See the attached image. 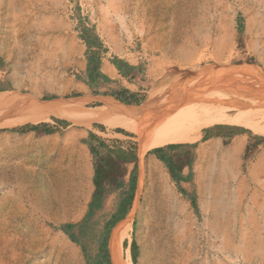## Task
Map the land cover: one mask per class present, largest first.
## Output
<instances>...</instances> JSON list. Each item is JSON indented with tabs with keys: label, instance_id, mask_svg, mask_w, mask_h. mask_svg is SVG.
<instances>
[{
	"label": "rangeland",
	"instance_id": "rangeland-1",
	"mask_svg": "<svg viewBox=\"0 0 264 264\" xmlns=\"http://www.w3.org/2000/svg\"><path fill=\"white\" fill-rule=\"evenodd\" d=\"M85 29L89 37L100 39L102 47L97 41L91 52L100 59L103 74L108 76L103 65H113L115 58L139 67L140 73L128 80L116 71L108 76L110 84L91 88L87 84L91 53L82 38ZM16 50L25 55L8 61L0 57V122H4L0 126V264H101L98 250L107 235L104 222L126 193L106 194L102 202L111 201L85 221L96 162L87 144L102 156L109 153L101 141L137 155L131 210L142 144L136 133L55 112L39 115L38 123L6 124L14 115L11 106L24 102L42 108L54 103L73 109L72 104L82 102L86 109L131 112L149 100L160 104L174 96L172 101L184 100L187 105L213 97L221 107H230L226 105L231 102L235 110L243 105L248 114L261 115L256 122L264 127V0H0V54ZM17 67L21 73L14 71ZM13 83L22 88L3 91ZM123 89L144 97V102L126 106L108 95L122 96ZM233 109L225 116L235 115ZM54 116L69 125L56 124ZM209 118H203L207 124L198 141L184 144L196 147L175 154L179 165H192L184 170L192 172L187 192L196 199V209L180 193L154 149L145 152L144 182L131 220L132 227L135 220L136 264H264V166L258 165L264 144L256 148L264 136ZM42 123L57 127V132L17 131ZM231 131L236 135L230 139L214 136ZM71 134L76 135L75 144L85 153L92 173L86 199L90 195L80 212L62 209L58 198L72 189L78 165L75 154L80 151L71 154L66 183L67 172L58 161L60 150L54 147ZM19 149L35 150L39 163L15 157ZM150 162L160 169L166 184L151 178ZM128 168L134 170L135 164ZM124 172L127 169L120 167L113 177ZM67 224H81L75 229L81 245L61 230ZM124 253L128 254L126 248Z\"/></svg>",
	"mask_w": 264,
	"mask_h": 264
},
{
	"label": "bare ground",
	"instance_id": "bare-ground-1",
	"mask_svg": "<svg viewBox=\"0 0 264 264\" xmlns=\"http://www.w3.org/2000/svg\"><path fill=\"white\" fill-rule=\"evenodd\" d=\"M102 69L107 75L111 77L114 75V71L109 64L105 63ZM208 92L210 91L208 90ZM173 98L174 96L170 99L171 101L162 100L160 104H158L160 101L158 103L152 100L146 101V103L142 107H140L138 111L133 110L137 113L130 112L123 108L118 110L103 107L95 109H86L85 104L82 102H75L74 104H72L71 106L73 109H70L69 107L65 108V106H60L54 103L42 108L30 107L24 102H22V104L24 103L23 105L21 104L10 107L13 110L15 116L12 115L13 117H10L5 122L6 124L16 122L38 123L39 115H44L48 112H55L71 120L86 119L92 121L93 123H102L110 129L120 128L127 132L136 133L138 135V140L142 144L139 143L138 150L140 162L136 203L133 209L131 210L128 218L124 222L118 224L112 232V236L110 238V253L113 264H115V262L111 247L112 240L117 233V229H119L126 222L127 223L123 226L120 232V236L118 238V263L133 264L130 255V250H127V255H125L124 253L123 243L127 239L131 238V220L135 215V210L139 202L140 192L142 190L144 182L143 161L145 158V152L174 144H192L197 142L199 139L200 131L207 124L203 122V118L209 116V119H213L214 117L215 120H223V122L226 121L227 124L237 125L245 129L251 130L257 135L264 136V127L256 122L257 116L261 115L248 114L247 111H243V108L245 107L243 105V108H241L240 105L238 107L240 109L235 110V105L233 103L231 104L230 102V104L226 105L230 107L224 108V102L222 103L223 105L221 107V101L213 97L197 99L193 103L183 105L184 100L181 102L174 100L172 101ZM231 107L234 108L233 110L236 111V114L234 113L235 115L225 116L226 111L229 110ZM251 111L253 110H250V112ZM261 111L264 112V107ZM262 116H264V114H262ZM3 125L4 122L3 124L2 122H0V126ZM216 144L213 143L212 146L214 147L216 146ZM34 152L35 150L19 149L14 152L13 155H15V157L17 155H22L24 156L25 161L34 165L36 162H38ZM218 152H220L219 149ZM75 158L78 161V165L75 169L72 181L70 182L72 183V189L71 191H64V193L58 198L59 205L62 209L66 211L69 210L74 212H80L90 187V174L84 169L80 152H78V154H75ZM147 167L151 172V178H153V180L156 177L161 182L165 183L162 172L156 164L150 162ZM22 173L23 175L33 174V172L27 171H22Z\"/></svg>",
	"mask_w": 264,
	"mask_h": 264
},
{
	"label": "trees",
	"instance_id": "trees-1",
	"mask_svg": "<svg viewBox=\"0 0 264 264\" xmlns=\"http://www.w3.org/2000/svg\"><path fill=\"white\" fill-rule=\"evenodd\" d=\"M88 35H89V30L85 29L84 35L82 36V38L85 41V43L87 44V46L89 47L90 53H91V56H89V58H88L87 70L89 73L88 74L89 82H87V84L91 88L99 87L101 84H110L111 79L101 72V69H100L101 61H100V59L96 58V54L91 52V49L94 47V44L97 41L100 42V39L97 37L96 38L89 37ZM98 47H102L101 42H100ZM112 64L119 71V74L123 78L128 79V80H131L134 76H136L137 74L140 73L139 67L133 66V65L129 64L128 62L121 60L119 58H115L112 61ZM120 93L122 96H119L116 93L108 94V95L115 98L119 102H121L125 105H128V106H133V105L139 106L145 100L144 97H141L139 99L138 95L136 93H132L127 89L121 90ZM93 94L96 96L99 95L96 92H94ZM99 99H102V100H105L111 104L117 105L116 103H114L112 100H110L108 98L100 97ZM47 100H50V99H47ZM135 110L138 111L139 108H137ZM131 111L133 113H137L133 110H131ZM51 119L56 124H61V125H65V126L69 125V123L67 121H62V120L57 119L55 117H52ZM218 127H224V126H218ZM17 131L20 133L36 132V133H43V134L49 135V134L56 133L57 129L53 125H51L50 123H42L39 125H28V126L22 128L20 130H17ZM242 132L243 133H250V131H247L244 129L242 130ZM209 134H211V133L209 132ZM235 135H236V133L234 131H231L230 133L229 132L228 133H216L214 136L230 139V138H233V136H235ZM90 137L93 139L99 140V138L97 136H95L93 133H90ZM206 140H208V137H205V141ZM263 144H264V139H262L260 142L257 143L256 148L260 147ZM87 145L90 148L91 154L96 159V162L94 165L95 175L93 178V183L96 187V191L94 193L93 199L97 200L98 203L103 200V198L106 196V194H111L112 192H117V191H115V189H118L119 187L124 186V182L121 180V178H123L127 175L126 172L122 173L119 177H113V174L115 172H118L120 167H122L120 161L135 164V168H134L132 176H131V183H130L129 190L125 191V193H126L125 195L127 197L122 203V210L127 213L129 211V209L132 207L134 199H135V191H136V187H137V171H138V166H137L138 157H137V155L130 153L129 157H127V156H125L126 152L122 148L121 149H115V148L113 149V148H111V146H108L107 144H105L104 142L101 141L100 146L102 148H104L106 150V152L109 153L108 156H102V154L99 152V150L97 148H95L93 145H90V144H87ZM187 146L195 148L196 144H194V145H169V146H166L163 148L154 149L153 154L157 157L158 160H160L167 167L169 174H170L173 182L176 184L177 188L179 189L180 193L183 194L185 197H187L196 209L197 208L196 199L194 197H192V198L189 197L188 192L181 185L182 182L188 181V179L183 175L184 169L186 167H188L189 169H192V165L190 162L188 164L179 165L177 163V158H176L175 154H172V151H177V150L183 149ZM249 152H250V148L247 149L245 160H248ZM190 175H192V174H190ZM107 186H110V188L107 189ZM113 187H114V189H112ZM98 208H99L98 204L96 206H94V205L92 206V204L89 205V213L87 214L85 221H87L91 217L94 209H98ZM79 225H81V224H67L65 226H62L61 230L64 233H66L74 243L81 245L78 238H77V234L75 233V229ZM105 231H106L107 235H106L105 239L102 240V242L100 243V249L102 252L101 259L103 261L106 259V255L108 254L107 236L109 233V228H107ZM127 245H128V243L126 242L125 243L126 248H127ZM132 250H133V263L136 264L137 263V251H138L136 241H133V243H132ZM101 264H104V263L102 262ZM109 264H111V263L109 262Z\"/></svg>",
	"mask_w": 264,
	"mask_h": 264
},
{
	"label": "crops",
	"instance_id": "crops-1",
	"mask_svg": "<svg viewBox=\"0 0 264 264\" xmlns=\"http://www.w3.org/2000/svg\"><path fill=\"white\" fill-rule=\"evenodd\" d=\"M8 44H10V45H19L18 43H8ZM8 47V46H7ZM25 52L24 51H19V50H16V51H6L5 53L4 52H2L1 54H0V57H2V58H4L6 61H8V60H14V59H18L19 57H21V55H25L24 54ZM111 67H112V69H113V71L114 72H116L117 71V73H119V71L115 68V66H113V65H111ZM12 71H13V67H12ZM14 71L15 72H22V68L21 67H17L16 69L14 68ZM109 76V75H108ZM20 88H22L21 87V84H19V83H16V84H11V86L10 85H8L7 87H5V90H3L4 92L5 91H11V90H18V89H20ZM92 99L93 98H99V97H92V96H90ZM132 112V111H131ZM55 117V116H54ZM55 118H58V117H55ZM58 119H60V118H58ZM56 129H57V127H55ZM72 135H74V134H71V135H69L67 138H66V140H64V141H57L56 142V145H55V147H54V149H56V148H58L59 150H60V154H59V158H58V161H59V163H61L62 164V169L64 170V172H67V173H64V177H67L66 179V183H68V179H69V169H70V159H71V154H72V152H73V150L74 149H78L80 152H81V158H82V164H83V166H84V169H85V171L86 172H88L89 174H90V181H91V175H92V173H91V170H90V167H88V164H87V162H86V157H85V153L83 152V150L81 149V148H79L76 144H75V137H76V135H74V136H72ZM193 144V143H192ZM174 145H184V144H174ZM111 148H113V147H111ZM163 148V147H162ZM114 149V148H113ZM126 153V155L125 156H127V157H129V155H130V152L127 150V149H125V148H122ZM158 149V148H157ZM51 150V149H50ZM176 152L177 151H172V154H176ZM70 162V163H69ZM38 163H39V161H38ZM120 163H121V166L123 167V168H125V169H127V172H126V176L125 177H123V178H121V180L124 182V186L123 187H119L118 189H115V191H117V192H121V191H128L129 190V187H130V183H131V176H132V173H133V170H129V165H132L133 163H126V162H123V161H120ZM258 165L260 166V167H262V166H264V152L263 153H261V156H260V158H259V162H258ZM188 168V167H187ZM257 167L256 168H254L253 169V171H257ZM261 169V168H260ZM191 174V172H186V170H184L183 171V175L188 179V181H186V182H182L181 183V185L183 186V188L186 190V191H188V186L192 183V175H190ZM94 175H95V167H94V170H93V178H94ZM94 184V183H93ZM110 188V186H107V189H109ZM95 191H96V187H95V185H94V193H95ZM94 193H93V196H94ZM90 195V194H89ZM89 195H88V197H89ZM93 196H92V198H91V200H90V203H89V205H91L92 204V206L94 205V206H96L97 204L99 205V208L101 207V206H105V205H107L108 204V202H110L111 200L109 199V201L107 200V202H97V200H95V199H93ZM108 196H110V195H108ZM88 197H87V199H88ZM126 195L124 194L121 198H120V200H119V202H118V204H117V206L115 207V209L114 210H112V212L109 214V216L107 217V219L105 220V222H104V227L107 229V228H109V233H108V236H107V240H108V254L106 255V259L103 261L102 259H101V256H102V252H101V249H99L98 250V256H99V258H100V263H104V264H109V262L111 263V264H113V261H112V257H111V253H110V249H109V242H110V238H111V236H112V232H113V230H114V228L118 225V224H120V223H122V222H124L127 218H128V216H129V214H130V212H131V209H129V211L126 213V212H124L123 210H122V203H123V201L126 199ZM86 199V200H87ZM96 209H94V211H95ZM93 211V212H94ZM88 213H89V207H88ZM87 213V214H88ZM127 223V222H126ZM125 223V224H126ZM125 224H123L119 229H117V233H116V235L114 236V238H113V240H112V253H113V258H114V262H115V264H119L118 263V256H117V252H118V238H119V236H120V232H121V230H122V228H123V226L125 225ZM134 229H135V220L133 221V227H132V231H131V238H129V239H127L123 244H124V247H125V243L127 242L128 243V245H127V248H126V251L129 249L130 250V255H131V259H132V262H133V250H132V241H133V234H134ZM75 233H77V231L75 230ZM102 240H104V237L101 239V241ZM124 248V249H125ZM134 264V263H133Z\"/></svg>",
	"mask_w": 264,
	"mask_h": 264
},
{
	"label": "water",
	"instance_id": "water-1",
	"mask_svg": "<svg viewBox=\"0 0 264 264\" xmlns=\"http://www.w3.org/2000/svg\"><path fill=\"white\" fill-rule=\"evenodd\" d=\"M121 104H123V103H121ZM125 105V104H124ZM126 106H128V105H126Z\"/></svg>",
	"mask_w": 264,
	"mask_h": 264
},
{
	"label": "flooded vegetation",
	"instance_id": "flooded-vegetation-1",
	"mask_svg": "<svg viewBox=\"0 0 264 264\" xmlns=\"http://www.w3.org/2000/svg\"><path fill=\"white\" fill-rule=\"evenodd\" d=\"M89 74V73H88Z\"/></svg>",
	"mask_w": 264,
	"mask_h": 264
}]
</instances>
